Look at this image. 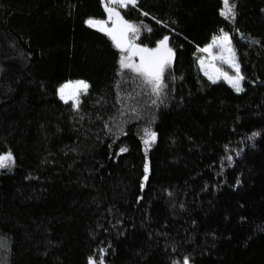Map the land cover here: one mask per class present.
<instances>
[{
  "label": "trees",
  "instance_id": "1",
  "mask_svg": "<svg viewBox=\"0 0 264 264\" xmlns=\"http://www.w3.org/2000/svg\"><path fill=\"white\" fill-rule=\"evenodd\" d=\"M104 2L0 0V153L15 156L0 168V264H264V0H235L234 20L223 0L121 8L139 44L175 49L160 96L118 88L121 50L87 23ZM221 29L243 92L200 68ZM69 79L88 82L79 108L60 99Z\"/></svg>",
  "mask_w": 264,
  "mask_h": 264
},
{
  "label": "snow or ice",
  "instance_id": "2",
  "mask_svg": "<svg viewBox=\"0 0 264 264\" xmlns=\"http://www.w3.org/2000/svg\"><path fill=\"white\" fill-rule=\"evenodd\" d=\"M129 4L139 6L138 0H105L104 8L108 13L107 20L90 18L87 23L93 27L99 26L102 32H106L115 42L116 47L121 50L119 61L121 67L131 69L139 74L143 80L151 86V90L156 93L157 96H160L164 93V88L166 87L164 73L175 58V49L169 45L170 38L168 35H164L159 41H157L155 48H149L147 45L135 43L136 38L141 32L142 26L126 19L120 11L121 8H128ZM223 5L224 7L220 9V14L229 20H234L237 15L235 0H223ZM140 10L145 16L149 15L144 9L141 8ZM152 18L156 19L155 16ZM109 22H111L110 25ZM161 23L164 22L161 21ZM150 30L151 29H149V31ZM220 31L222 32V35L213 36L212 43L207 45L203 51L210 52L214 46L218 45L220 49L218 54L219 59L231 65V67L235 69V75L217 69L214 64L205 65L203 59H201L200 64L205 69V74L213 82L223 77V79H225L236 92H243L244 87L242 82L245 80V76L241 72V66L237 59L236 50L232 45L230 33L223 29ZM254 42L259 43L258 40ZM135 57H138L139 59L137 60ZM216 58L217 57L215 56L213 57V59ZM210 67L213 71L208 70ZM76 83L81 86L84 92H87L89 87L87 81L81 80ZM66 88L67 85H63L59 88L58 93L60 99L64 101H68L69 99L74 100V106L79 108V92L74 91L72 93H67L65 90ZM153 103H155V101H153ZM109 132H111V129H109ZM259 135V132L252 133V136L254 137ZM156 136L157 133L155 131L150 128L145 129V151L151 146V142L155 141ZM127 150V147L119 148L120 153H124ZM236 154L239 155V152ZM227 159L231 160L232 156L229 155ZM14 164L15 156L11 150L0 153V168H10ZM147 170L146 165L145 171L147 172ZM143 181H148V175L143 176ZM239 183L240 181H237V184ZM138 199H143V197L141 196ZM181 207H183V205H181ZM88 261L89 264H97V259L93 256H89ZM100 264H103L102 256L100 257ZM174 264H191V259L189 256L185 255L182 259L175 260Z\"/></svg>",
  "mask_w": 264,
  "mask_h": 264
},
{
  "label": "rangeland",
  "instance_id": "3",
  "mask_svg": "<svg viewBox=\"0 0 264 264\" xmlns=\"http://www.w3.org/2000/svg\"><path fill=\"white\" fill-rule=\"evenodd\" d=\"M107 16H108V14H107ZM97 20H107V17H106V19H97ZM110 23H111V22H109V25H110ZM91 26H92V25H91ZM97 28L100 29L99 26H97ZM219 35H222V34H219ZM219 35H215V36H219ZM212 40H213V37L211 38V40H210V41H209V42H208L203 48H201V55H200V58H199V64H200L201 59H203L205 65H212V64H214L215 67H216L217 69H220V70L223 71V72H229L230 74L235 75V69H233V68L231 67V65H229V64L226 63L225 61L219 59L218 54H219V52H220V49H219V46H218V45L214 46V47L211 49L210 52H205V51H203V49H204L207 45H209V44L212 43ZM113 42H114V41H113ZM114 43H115V42H114ZM135 43L139 44V42L136 41V40H135ZM214 56L217 57V58H216V59H213ZM135 59L138 60L139 58H138V57H135ZM237 59H238V57H237ZM238 61H239V60H238ZM170 66H171V65H170ZM170 66H169V67H170ZM169 67L165 70L164 77L167 75L168 70H169ZM200 68H201V70H202V71L204 72V74H205V69L201 66V64H200ZM208 70H209V71H213V69H212L211 67H210ZM205 75H206V74H205ZM168 76H169V75H168ZM81 80L85 81L84 79H69V80L65 81L64 83H62L61 85H59V88H60L61 86H63V85H67V88L65 89L67 93H72V92H74V91H78L79 94H80V92H82L83 90H82L81 86L78 85L76 82H77V81H81ZM133 80H134L135 82H137V84H138L139 86H141L140 84H143V83L147 84L139 74L135 73V72H134L133 70H131V69L122 68L121 65H120L119 77H118V80H117L118 88L128 87V86H129V82H130V81H133ZM218 80H223V81H225L227 84H229L225 79H223V77H221V78L218 79ZM216 81H217V80H216ZM147 85H148V84H147ZM229 85H230V84H229ZM149 86H150V85H149ZM230 86H231V85H230ZM231 87H232V86H231ZM59 88H58V90H59ZM232 88H233V87H232ZM234 90H235V89H234ZM69 100H71V99H69ZM69 100H68V101H69ZM72 101H74V100H72ZM74 102H75V101H74ZM191 264H192V262H191Z\"/></svg>",
  "mask_w": 264,
  "mask_h": 264
},
{
  "label": "crops",
  "instance_id": "4",
  "mask_svg": "<svg viewBox=\"0 0 264 264\" xmlns=\"http://www.w3.org/2000/svg\"><path fill=\"white\" fill-rule=\"evenodd\" d=\"M90 25V24H89ZM95 28H97V27H95ZM99 29V28H98Z\"/></svg>",
  "mask_w": 264,
  "mask_h": 264
}]
</instances>
